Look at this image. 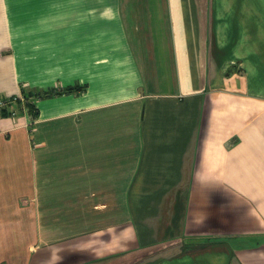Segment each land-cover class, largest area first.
<instances>
[{"label":"crops","instance_id":"crops-1","mask_svg":"<svg viewBox=\"0 0 264 264\" xmlns=\"http://www.w3.org/2000/svg\"><path fill=\"white\" fill-rule=\"evenodd\" d=\"M105 1L0 0V97L86 84L0 114V264H264V0Z\"/></svg>","mask_w":264,"mask_h":264},{"label":"trees","instance_id":"trees-1","mask_svg":"<svg viewBox=\"0 0 264 264\" xmlns=\"http://www.w3.org/2000/svg\"><path fill=\"white\" fill-rule=\"evenodd\" d=\"M86 84L75 83L73 85H67L62 87H52L48 89H21L22 99L14 96L15 100L10 106L3 107L0 109V114L14 115L19 110L26 108L27 111L32 115V117L38 116L36 102L39 99L46 97L62 96L67 94H79L85 90ZM13 97V96H12ZM14 113V114H13Z\"/></svg>","mask_w":264,"mask_h":264},{"label":"built area","instance_id":"built-area-1","mask_svg":"<svg viewBox=\"0 0 264 264\" xmlns=\"http://www.w3.org/2000/svg\"><path fill=\"white\" fill-rule=\"evenodd\" d=\"M19 98L22 99V96H17ZM15 100V97L11 96V97H0V109H2L3 107H6V106H10L11 103ZM14 114V113H13Z\"/></svg>","mask_w":264,"mask_h":264},{"label":"rangeland","instance_id":"rangeland-1","mask_svg":"<svg viewBox=\"0 0 264 264\" xmlns=\"http://www.w3.org/2000/svg\"><path fill=\"white\" fill-rule=\"evenodd\" d=\"M105 1V0H104ZM106 2V1H105ZM55 213H57V216L56 217H59L61 215L62 217V220H63V215L67 216V210H59V211H55ZM64 227H62L61 230H63Z\"/></svg>","mask_w":264,"mask_h":264}]
</instances>
